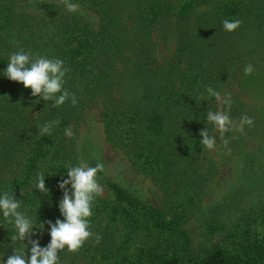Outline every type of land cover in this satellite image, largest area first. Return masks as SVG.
I'll list each match as a JSON object with an SVG mask.
<instances>
[{"label": "trees", "instance_id": "obj_1", "mask_svg": "<svg viewBox=\"0 0 264 264\" xmlns=\"http://www.w3.org/2000/svg\"><path fill=\"white\" fill-rule=\"evenodd\" d=\"M71 2L77 11L60 0H0V194L11 191L20 210L44 225L31 238L47 246L45 222L64 219L58 184L77 165L84 111L97 108L105 144L151 181L157 204L98 176L109 191L94 200L90 217L101 242L89 239L78 253L65 248L61 264H264V198L229 221L219 218L220 205L198 217L217 172L214 162L201 160L199 133L215 132L207 112L225 111L236 121L246 114L254 125L244 129L264 134V0ZM236 19L242 21L236 30H224V20ZM17 48L63 60L70 69L64 88L77 105L52 108L9 80L4 70ZM248 64L251 75L244 74ZM207 87L222 99L230 92V109ZM56 119L59 126L41 136L40 127ZM40 172L47 194L35 187ZM237 198L222 210L235 209ZM193 218L197 243L187 229ZM14 234L0 213V264L23 247Z\"/></svg>", "mask_w": 264, "mask_h": 264}, {"label": "clouds", "instance_id": "obj_2", "mask_svg": "<svg viewBox=\"0 0 264 264\" xmlns=\"http://www.w3.org/2000/svg\"><path fill=\"white\" fill-rule=\"evenodd\" d=\"M69 12L78 10V5L71 0H60ZM242 21L239 19L223 21V28L228 32L236 30ZM16 46L18 42L12 41ZM70 71L65 66L64 61L59 58H47L39 53L25 51L24 48H17L9 56L4 75L11 81L22 83L24 88H30L32 96L42 98L46 102H51V107L56 108L71 101L73 107L77 105L74 94L64 88L65 76ZM254 71L253 66L248 64L244 68L245 75H251ZM209 97H214L222 105L231 107V93H225L223 99L221 93L212 87L205 89ZM203 100L204 97L202 96ZM206 119L211 123L215 130L220 133L223 145L227 148L229 141L224 138V133L232 131L243 132L244 127L254 125L253 118L242 115L239 124L236 125L230 114L225 111H211L206 114ZM60 120H50L40 127V135H50L54 126H59ZM65 135L73 136L70 128L65 129ZM200 144L207 150L216 147V139L209 133L208 128L200 131ZM230 151V149H229ZM103 163H97L94 167H89L81 162L76 166L68 167L67 179H63L58 187L63 190L62 199L59 202V211L63 220L57 219L55 223L46 221L49 226L50 243L45 247H40L38 239H32L37 233L33 228L43 230V224H36L34 220L27 215V209L21 211L22 201L16 199L11 191H5L0 194V213L8 224L15 229V234L11 237L14 241L23 243L19 250H13L5 264H61L59 253L67 249L70 253H78L80 248L89 239H94L96 244L101 242L102 237L91 231L92 208L94 200L103 194V188L98 183L97 174L104 172ZM70 185V188L66 186ZM36 189L41 193H48L45 186V175L43 172L37 174ZM27 240L31 245L30 255L25 254Z\"/></svg>", "mask_w": 264, "mask_h": 264}, {"label": "rangeland", "instance_id": "obj_3", "mask_svg": "<svg viewBox=\"0 0 264 264\" xmlns=\"http://www.w3.org/2000/svg\"><path fill=\"white\" fill-rule=\"evenodd\" d=\"M83 119L75 139L77 165L84 162L89 167H94L98 162L103 163L105 171L97 174V180L98 176H105L140 199L157 204L158 195L151 181L134 172L123 154L115 152L105 144L97 108L86 109ZM233 121L236 125L239 124V121ZM257 127L259 128L258 125ZM247 130L239 132L233 128L232 131L224 133V138L229 141L227 148L223 145L220 133L215 130L213 138L216 139V147L212 150L205 149L201 160L205 164L214 162L217 172L202 201L198 217L208 214L210 208L220 205L219 218L229 221L264 198V134L260 136L255 129H250V132ZM98 183L103 188L101 196H108V189L99 180ZM235 196L239 200L236 208L224 207L222 210V206L229 201L233 202ZM228 210H231L232 215H227ZM197 224L196 218L187 224L195 243L201 241L198 239Z\"/></svg>", "mask_w": 264, "mask_h": 264}]
</instances>
